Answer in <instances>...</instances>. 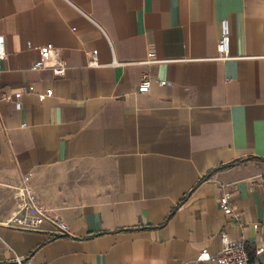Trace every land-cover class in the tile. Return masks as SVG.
<instances>
[{
  "label": "crops",
  "instance_id": "1",
  "mask_svg": "<svg viewBox=\"0 0 264 264\" xmlns=\"http://www.w3.org/2000/svg\"><path fill=\"white\" fill-rule=\"evenodd\" d=\"M0 34V264H215L222 234L264 264V0H0ZM27 176L64 235L5 226Z\"/></svg>",
  "mask_w": 264,
  "mask_h": 264
},
{
  "label": "built area",
  "instance_id": "2",
  "mask_svg": "<svg viewBox=\"0 0 264 264\" xmlns=\"http://www.w3.org/2000/svg\"><path fill=\"white\" fill-rule=\"evenodd\" d=\"M231 25L228 19H222L219 23L220 35L219 41L217 43V60L218 61H227L234 59L230 55V37H231ZM31 44H27L29 48ZM5 47V38L0 34V68L2 62L7 57ZM43 59L35 61L31 69L34 71H41L45 69H50L56 77L64 76L67 64L63 60H59L55 64H50L49 59L52 56H56V52L51 44H48L41 50ZM261 57L264 58V43L261 48ZM88 66L90 67H98L100 66L97 62L96 55H92L88 61ZM151 77L145 76L143 80L137 87V91L139 93H147L151 88ZM170 83L166 81H161L160 86H166ZM26 92L32 93L34 91V87L30 86L25 89ZM53 91L49 90L46 93H42L39 95L41 100H44L48 97L53 96ZM1 98L3 100L9 101L11 100L9 95H2ZM15 109L20 110L21 108V98H16L14 101ZM30 177L27 176L24 178L23 185L15 188V197L18 200L17 211H15L11 217L5 222V226L21 229V230H38L45 223H49L53 227L52 234L53 235H64L67 232V225L59 220L56 216H54L51 210L45 208L41 205L37 196L34 194L33 190L29 186ZM223 194L220 197V208L226 215H231L233 213V207L231 204V193L228 191V188H224ZM254 228H258V224H254ZM221 249L211 254L207 250H202L197 258V262H212L215 264H256L252 261L251 257L247 252V247L245 242L242 240H234L230 239L226 234L221 235ZM264 249H258L255 251L256 255H260ZM16 264H31L29 258H21L17 257L15 259Z\"/></svg>",
  "mask_w": 264,
  "mask_h": 264
}]
</instances>
